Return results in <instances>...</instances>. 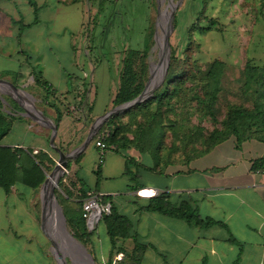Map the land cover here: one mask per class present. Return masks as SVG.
Listing matches in <instances>:
<instances>
[{
	"label": "crops",
	"instance_id": "1",
	"mask_svg": "<svg viewBox=\"0 0 264 264\" xmlns=\"http://www.w3.org/2000/svg\"><path fill=\"white\" fill-rule=\"evenodd\" d=\"M15 2L17 5V0ZM25 2L29 4L28 0ZM37 5L39 7L38 1ZM17 12L19 19L14 16L10 19L12 25L14 23L18 27L16 30L12 26L7 27L10 32L7 36L18 42H0V80L3 81L0 83H4L6 88L9 86L14 93L17 90L27 93L16 85L27 88L24 77L20 82L18 77L31 71L35 80L34 72L41 73L42 83L35 82L47 104L43 113L58 125L57 142L76 148L86 138L95 118L106 112V109H89L86 112L83 96L91 94L100 78L106 79L107 73L104 72L103 76L101 73L98 77L93 73L88 77L84 67L80 68L78 75L67 71L72 68L77 70L75 65L81 64L75 53L67 63L71 69H65L58 56L51 57L52 42H39V31L32 33L45 18L43 13L48 15V12H44L42 7L38 11L33 8L34 17L30 21L25 20L18 8ZM59 13L60 10L56 14L52 11L51 16H59ZM61 29H67L65 23ZM25 32L29 33L26 39L32 42L35 51L24 48L22 39ZM46 38L49 40L52 35ZM97 68L95 66L94 71ZM9 75L13 77L16 87L8 83L10 81L6 77ZM47 92H52L48 99ZM72 92L77 93L80 100L71 103L57 122V111L50 102L63 108L57 95L62 97ZM25 106L27 112L23 114L27 115L30 108ZM16 119L13 125L16 122L25 123L23 116ZM50 138L49 127H39L36 135L39 144H2L49 151L47 144ZM102 153L103 160L100 162ZM81 154V160L74 163L71 169L75 180L91 194L98 191L100 195L111 196L112 203L131 220L132 234H138L148 245L141 264H264V174L255 173L253 169L256 162L264 158V141L249 139L237 145L232 137L178 170L169 166L164 174L143 171L139 180L142 186L167 192L174 201L186 197L203 218L210 217L224 224L210 227L189 224L181 218L142 209L149 203V198L140 197L137 190L131 189L135 182L125 173L126 159L115 150H102L94 140ZM99 165L102 169L100 178L96 174ZM41 213L38 190L17 183L6 192L0 186V264H59L51 251L39 249V237L46 236L41 226ZM102 221L97 222L96 232ZM230 235L236 238L235 242L229 239ZM122 243L127 250H130L129 247L132 250L135 246L133 235ZM121 256L119 254L118 257Z\"/></svg>",
	"mask_w": 264,
	"mask_h": 264
},
{
	"label": "rangeland",
	"instance_id": "2",
	"mask_svg": "<svg viewBox=\"0 0 264 264\" xmlns=\"http://www.w3.org/2000/svg\"><path fill=\"white\" fill-rule=\"evenodd\" d=\"M37 1L39 10L42 7L44 12H48V15L43 13L45 18L41 20L37 28H34L35 31L32 33L35 34L39 31V36H41L39 42H52L51 57L58 56L63 67L71 69L67 63L75 53L77 61L79 63L81 61V64L75 65L77 70L72 68L67 71L76 72L75 74L78 75L80 74V68L84 67L88 77L93 73H96L97 77L101 73L102 76L104 72L107 73L106 79L100 78L101 80L95 90L89 91L91 94H84L83 104L86 112L90 108L97 111H103L104 109L108 111L114 107L112 100L120 85L126 50L130 47L144 48V35L149 27L154 30L151 47L148 55L139 54L136 60V67L139 70L144 64L149 65V73L144 84L150 82L151 71L153 75L152 84L156 79L154 72H158L156 81L159 80L161 68L163 67V59L161 61L162 47L159 45V38H164V33L169 28V13L172 11L173 5L178 4L174 12L175 17L172 20L170 55L172 50L175 49L178 55L187 58L190 64H194L195 69L197 66L205 69L208 63L215 59L225 61L228 69L223 78L219 100L214 105L218 113L216 122L211 119V116L203 113L202 82L200 81L187 80V83L181 89L179 96L181 100L177 101L178 97H175L176 103L172 105L175 107L176 113L172 111L164 112L161 123V127L164 128L161 134L163 140L162 151L169 150L170 147V152L174 159L183 160L184 154L190 152L198 144L200 137L196 133L188 136L185 132L195 130L194 128L200 125L203 127L204 134H208L215 127H221L228 103L251 104L246 95L242 94L240 85L242 83V71L248 59H252L256 63H264V0H205L204 5L199 4V0ZM154 1H156V5L153 3ZM16 7L24 15L26 21H30L34 17L33 8L25 0H17V5L15 0H0V42H18L7 36L10 33L9 30L7 31V27L12 26V29L15 30L18 27L14 23L12 25L10 19L13 16L19 19L20 16ZM56 8L58 9L55 10ZM58 10H60L59 16L58 14L51 16L52 11L56 14ZM177 12L178 25H176ZM163 13L164 18L162 17ZM64 23L67 26L66 30L61 29ZM198 27L206 29H196ZM5 32L8 33L5 34ZM25 34L26 32L22 39L24 48L29 49V51H35L32 42H27L26 37L30 36L29 33ZM50 34L52 38L48 40L46 36ZM95 66H98V68L94 71ZM22 77H24L27 88L13 82V77L10 75L6 78L28 94H31L33 98L27 94V97H25L27 99H25L22 97L23 95L14 93L9 88H6L4 83H0L1 109L10 117H13L14 122L18 120L16 119L18 116H23L25 121V123L16 122L9 134L4 137L3 143H24L25 145H30L34 142L39 144V140L36 139L39 127L48 128L47 124L23 113L27 112L25 106L27 105L32 114L39 115V112L43 113V109L47 104L39 94V85L33 79L32 72H26L25 76L18 77V81H21ZM57 97L65 104L61 110H64L66 105L77 103L80 100L75 92L62 97L57 95ZM137 117L142 120L144 119V114H138ZM168 118L177 119L184 129H181L182 131L180 132L177 130L174 133L169 128ZM123 120L127 122L128 117H124ZM134 129L132 124V128L129 131L131 136H133ZM49 132L51 133L50 128ZM186 140L192 142L188 148H185ZM47 146L52 155L58 160L59 154L57 150L50 146V142ZM67 147L74 149L73 146ZM130 152L142 160L143 155L138 150L132 149ZM179 168L180 165L178 164L172 167L174 170ZM51 175L48 174L44 187L45 194L50 190ZM153 179L161 181L158 178ZM72 180H75V176L70 172L67 184ZM55 188H57L56 191L63 195L64 190L59 184ZM38 197L39 209L42 211L39 191ZM68 228L72 233L69 223ZM58 239L60 241L61 237H58ZM59 244L65 250L71 247L64 240L62 243L59 242ZM41 248L51 251L54 257H59V253L55 252L56 250L52 246L51 241L45 235L39 237V249ZM92 248L94 249L92 255L97 264H106L108 260L106 258L111 250V241L103 221L97 232L96 228H94ZM129 249L128 251H131V247ZM61 253L67 257L68 264H87L75 257L71 260L63 250H61Z\"/></svg>",
	"mask_w": 264,
	"mask_h": 264
},
{
	"label": "trees",
	"instance_id": "3",
	"mask_svg": "<svg viewBox=\"0 0 264 264\" xmlns=\"http://www.w3.org/2000/svg\"><path fill=\"white\" fill-rule=\"evenodd\" d=\"M28 2L38 11L39 7L36 0H28ZM153 3L156 5V1ZM199 4L204 5L205 0H199ZM176 25H178V12ZM196 29L205 30L206 28L198 27ZM153 36L154 30L149 27L144 35V48L130 47L126 50L120 85L112 100L114 106L135 99L144 90V81L149 73V65L144 64L138 70L136 60L141 53L148 55ZM227 69V63L218 59L208 63L205 69L198 66L195 69L194 64H190L187 58L181 57L173 49L166 78L161 86L154 91L153 95L126 111L114 114L104 123L93 141L101 137L106 144V148L113 149L125 157V173L135 182L131 189L139 190L144 187L139 182L143 176V171L149 170L164 174L169 166L187 165L194 158L206 154L219 143L232 137L236 139L237 145L249 139L264 141V63L260 64L248 59L242 71L240 87L242 94L246 95L251 104L228 103L221 127H215L208 134H204L203 127L200 125L196 126L195 130L185 132L188 136L196 133L200 138L198 144L190 152L184 154L183 160L174 159L170 147L169 150L162 151L163 140L161 134L164 129L161 127L162 116L165 111L176 113V109L172 105L176 103L175 97H178L177 101L181 100L179 96L182 86L187 83V80L202 82L203 113L211 116V119L216 122L218 113L214 105L219 100L223 78ZM34 77L38 84L42 83L41 73L34 72ZM47 94L48 99L52 92H47ZM61 103L63 106L65 105L64 102ZM50 105L57 111V122L69 109V104L64 107V110H61L55 102H50ZM91 110L92 108H90ZM141 113L144 114L142 120L137 117ZM124 117H128L127 122H124ZM167 120L170 123L169 128L174 133L177 130L180 132L181 129H184L177 119L168 118ZM13 123V117H10L0 107V186L6 192H9L11 187L17 183L38 190L46 173L53 170L57 159L51 152L44 149L35 150L32 147L3 145V139L11 131ZM132 124L135 128L133 136L129 134ZM189 142L188 140L185 141V148H188L192 143ZM57 146L64 152L70 151L64 144L57 142ZM132 149L138 150L143 155L142 160L130 152ZM81 158L82 154L68 161V170L59 184L64 193L63 195L58 191L56 193L63 206L72 234L93 254L92 236L94 228H89L83 216L84 200L91 193L84 189L83 184L78 185L77 180H72L67 184L72 165L79 163ZM263 162L264 158L256 162L253 169L258 168ZM101 170V165H99L96 169L98 178L101 177ZM94 194L99 195L101 204H110V211L104 213L101 218L106 225L111 241V251L106 264H141L148 247L147 243L143 242L138 234H132L133 225L131 220L117 209L112 203L111 196L100 195L98 191ZM142 209L181 218L189 224L201 227L224 225L213 218H203L190 199L181 197L179 200L174 201L167 192H161L150 197L149 203ZM131 235H133L135 246L131 251H128L122 242ZM229 239L233 242L236 241V238L232 235ZM119 254L122 255L120 258L118 257Z\"/></svg>",
	"mask_w": 264,
	"mask_h": 264
},
{
	"label": "water",
	"instance_id": "4",
	"mask_svg": "<svg viewBox=\"0 0 264 264\" xmlns=\"http://www.w3.org/2000/svg\"><path fill=\"white\" fill-rule=\"evenodd\" d=\"M178 4L173 5L172 11L169 13L170 16V22H169V28L166 29L165 33H164V46H165V50H164V59H165V66L160 74V78L159 80L154 84L153 88L149 89V83L145 84L144 90L142 91V93L136 97L135 99L123 103V104H119L117 106H114L113 108L109 109L108 111H106L105 113L101 114L100 116L96 117L95 120L92 122V124L90 125L89 128V132L86 136V138L84 139V141L82 142V144L76 148H74L73 150L69 151V152H64L63 150H61L57 145H56V137L58 135V125L57 123L51 121L47 116H45L43 113H39V115L37 114H32L31 112H28L27 115L31 116L33 119L35 120H41L42 122H45V124H47V126L51 129V138H50V145L53 149L57 150L58 154H59V158L56 162V165L54 166L53 170L49 173H46V176L44 178V180L41 182L38 191L40 193V199H41V204H42V213H41V226H42V230L43 232L46 234V236L49 238V240L51 241L52 246L54 247V249L59 253V264H68L67 261V257H65V255L63 253H61V251L58 250L57 246L59 242H63V240L65 238H61L60 241H57L54 236L52 235V229L49 226V208L50 205L54 202V204H56L60 215H61V220L63 221L64 224V228L66 230V233L74 240H76L82 247L83 250L79 249V248H75L73 246H71L73 248V253L75 254H70L67 253L68 256L71 258V260H73V258H77L79 261H84L85 263H87V259L89 258L91 260V262L93 264H97V262L95 261L93 255L87 250V248L81 243L79 242L74 235L70 232V229L68 228V223H67V218L65 216L64 210L58 200L57 194H56V189L57 188H52L50 190V192L44 196L43 191H44V187L46 185L47 182V177L48 174H52V175H57V183L60 184L61 178L62 176L65 174V172H67L68 168V161L70 159H74L76 157H78L87 147L88 145L93 141L94 137L98 134V132L100 131V129L102 128V126L104 125V123L109 120L114 114L126 111L128 109H130L132 106L146 100L147 98H149L150 96L153 95L154 91L159 88L161 86V84L164 82L166 75H167V70H168V66H169V61H170V50H171V44H170V33L171 30L173 29V23L172 20L175 17V9L177 7ZM163 53V52H162ZM163 59V55L161 58V61ZM160 61V62H161ZM159 62V63H160ZM152 77V71H151V76L150 79ZM2 81V80H0ZM3 82V81H2ZM10 83V85L15 86V84ZM59 188V187H58ZM64 244V243H63ZM55 251V252H56ZM83 251V252H82ZM86 257V258H85Z\"/></svg>",
	"mask_w": 264,
	"mask_h": 264
},
{
	"label": "bare ground",
	"instance_id": "5",
	"mask_svg": "<svg viewBox=\"0 0 264 264\" xmlns=\"http://www.w3.org/2000/svg\"><path fill=\"white\" fill-rule=\"evenodd\" d=\"M162 17L164 18L165 16H164V13L162 14ZM162 42H163V44H162ZM159 45L162 47V55H163V67L161 68L162 70H163V68H164V66H165V59H164V50H165V46H164V38L162 37V38H159ZM162 70H161V72H162ZM155 73V76H156V79H157V75H158V72H154ZM152 77H153V75H152ZM152 77H151V80H150V82H149V89L152 87V86H154V84L157 82L156 81V79L154 80V82H153V84H152ZM156 81V82H155ZM8 88H10L9 86H8ZM17 92H18V94H20V95H23L24 97H26L27 96V93H25L24 91H21V90H17ZM16 92V93H17ZM34 107V106H33ZM37 112H39V111H37ZM58 175V174H57ZM57 175H51L50 176V180H51V185H50V190L52 189V188H55L57 185H58V183H57ZM48 178V177H47ZM50 190H49V192H50ZM48 192V193H49ZM48 193H44V191H43V194H44V196H46ZM49 226L51 227V229H52V235L54 236V238L57 240V241H59V239H58V237H63V238H65L64 239V241L67 243V244H69L70 246H73V247H77V248H79V249H81V250H83V247L76 241V240H74V239H72L67 233H66V230H65V228H64V224H63V221L61 220V215H60V212H59V210H58V208H57V206H56V204H54V202L50 205V208H49ZM57 248H58V250L59 251H61V250H63L64 251V253H70V254H75V253H73V248L72 247H69V248H67V250H65L64 248H62L61 246H60V244L58 243V246H57ZM57 252V251H56ZM83 252V251H82ZM86 258V257H85ZM87 259V264H93L92 262H91V260L89 259V258H86Z\"/></svg>",
	"mask_w": 264,
	"mask_h": 264
},
{
	"label": "built area",
	"instance_id": "6",
	"mask_svg": "<svg viewBox=\"0 0 264 264\" xmlns=\"http://www.w3.org/2000/svg\"><path fill=\"white\" fill-rule=\"evenodd\" d=\"M97 146L102 150L106 148V144L101 137L95 140ZM100 162L103 160V153L100 156ZM255 173L264 174V162L254 170ZM148 191V194H145ZM161 193L158 189L152 187H143L137 190V195L143 198H150ZM110 211V204H101L98 194H91L84 200L83 216L87 221V225L90 229L95 228L97 222L102 218V215Z\"/></svg>",
	"mask_w": 264,
	"mask_h": 264
}]
</instances>
